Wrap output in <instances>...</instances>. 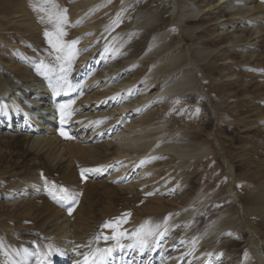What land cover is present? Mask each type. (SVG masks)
Listing matches in <instances>:
<instances>
[{"label":"rangeland","instance_id":"obj_1","mask_svg":"<svg viewBox=\"0 0 264 264\" xmlns=\"http://www.w3.org/2000/svg\"><path fill=\"white\" fill-rule=\"evenodd\" d=\"M59 1L55 0V3ZM97 1L100 3L92 7L93 15L88 20L94 28L98 29V36L96 35L95 38L100 46L98 55L91 57L104 56V62L107 64L105 63L100 69L107 75L113 73L111 78L114 79V77L117 78L116 72L129 69L130 75L132 74L131 79L135 81L131 83L133 85L131 90L133 91L134 88L135 92L139 83L140 89L144 85L141 82L146 80L149 84H153L149 91L145 92L149 95L165 81H173L174 77L176 79L178 76L189 74L194 79L193 86H178L174 91L158 95L148 101L151 102V110L157 109L160 114H153L152 118L144 119L138 127L125 125L126 127L122 128L127 131L125 134L130 133V136L124 138L134 139L132 142L127 141L129 145H126L130 146V150L134 153L136 163L132 166H137L139 162L137 167H140L139 164L145 158L150 167L145 166V168L150 171L149 174L156 176L149 185L154 188V191L149 194L158 196L161 191L160 194L171 199L175 197L171 188L179 187L186 190L182 200L185 206L179 208L174 203V207L168 206V210H161L155 214L151 226L158 232H164L166 238L170 237L168 239L183 242L180 257L192 255L191 253L198 254L196 251L200 248L201 251L204 249L205 256L209 251V253L217 252L218 255L210 254V260H213L214 264H229L231 260H235L237 264H243L248 261V257L251 264H256L257 254L252 244L258 245L264 256V249L261 246L264 245V241H261L264 239V214L259 211V207L264 203L252 205L246 200L251 193L260 188L264 189V185H260L264 183V127L260 122L258 123V120L262 121L264 116L257 114V117L254 114V109L259 107L264 109V59L261 63L246 53L247 61H244L232 47L214 52L219 44L208 39L220 28L219 25H215L217 22L221 24L224 19L240 17L236 15L240 4L232 7L230 3L223 1L220 8H215L211 15L208 14V9H202L205 0ZM77 3L78 0H64V7L62 6L61 10L67 9L66 14L73 16L75 12L83 11L82 8L75 7ZM34 6H44L43 0H12L10 5H4V8L0 10V98L7 96L11 102L20 103L21 107V104L31 102L29 105H32L27 108V113L31 118H39L41 108H48L51 104L49 100H52L50 96L52 94L49 90L53 84L52 72H58L53 69L50 74L47 73L44 68L45 60L54 62L52 66L58 64L62 66V62L53 55H48L47 52H52L53 47H50L49 38L45 36V32H53L54 28L49 30L43 24L42 21L45 22L48 17L45 12L36 10ZM206 11L208 15L203 20H210L205 22V26L209 25L208 30L203 34H197L195 27L201 24L200 18ZM252 13L253 11L246 12L242 17L246 16L245 19H249L247 16H251L252 18ZM180 14L185 15L179 18ZM30 16L37 22L38 27L42 28L44 25L43 29L39 28V31L32 33L25 29L26 23L22 22V19L30 20ZM41 17L44 19L42 20ZM262 20L252 21H259V24L264 25V22L261 23ZM255 24H253L254 29ZM185 26H188L184 32L187 35L178 28ZM74 27H76L75 24L69 21L64 28L66 35L62 38L69 40L65 45V52L67 46H71L73 41L78 42V34ZM79 44L81 43L75 46L76 55L72 60L71 68L67 69L69 67L64 62L65 71L70 72L67 82L71 84L79 81L81 73H84L83 78L85 76L86 61L82 62L79 59ZM23 46L26 52L20 53ZM261 48L263 49L264 46ZM38 49L44 53V58L40 56L41 52L38 53ZM197 50L200 53H197ZM56 53L55 50L52 52L56 56L61 55L60 52ZM177 53L186 58L175 64L167 63L159 66L163 59ZM24 56L35 60H33L34 66L31 65L32 67L27 71H12L10 68L1 67L4 60L14 62ZM187 57L192 59L190 63ZM17 65L21 69L27 67L25 63H22L24 68L20 66L21 64ZM138 91L141 92V90ZM40 97L42 100L39 101L42 103L34 106L36 99ZM3 110L1 108L0 112L4 113ZM258 112L264 115V110L260 109ZM162 122H164L163 129L154 130ZM125 124L128 123L125 122ZM130 127L132 132L128 133ZM57 130H63V128ZM67 130L69 131L70 127ZM63 131L68 132L66 129ZM78 134L77 132L71 135L68 132L67 135L71 138L57 134L51 141L52 137L38 139L33 136V139L25 137L0 139V201H4L7 195L15 196L18 190H23L21 187L24 185L28 187L26 186L23 192L28 194L31 183L38 181L48 193L47 200L54 203L53 206L57 208L63 207L71 219L78 218L85 234L87 236L92 234L94 240L92 241L97 247L102 249L114 247L116 244L114 240L97 239L98 236L113 235V228H103L102 225L105 222H115L119 231L131 236L139 229L140 222L146 219V216L142 215V209L148 206L154 207L158 201L153 196L138 190L124 189L111 180H104L105 177H94L90 171H84L105 165L108 160L107 155L115 154L119 145L113 144L111 145L113 147H107L104 144H98L95 148L82 149L83 145L80 144L82 147H79L78 144L80 142L74 143L77 139L75 136ZM16 135L13 134V136ZM25 135L31 137V133ZM47 135L54 134L48 132ZM35 136H37L36 133ZM168 137H175L181 143L187 144V148L200 146L204 151L201 150L196 155L199 163H192L194 159L190 155H178L173 150L163 147L160 142L164 143ZM42 139L45 140L42 141ZM103 139L100 138L98 141ZM105 140L108 139L105 138L104 142ZM76 143L78 147H75ZM139 155L141 161L137 159ZM82 171L84 176L81 175ZM178 172L180 177L176 176ZM183 176L187 178V181ZM166 184L170 185L166 187ZM64 189H67L71 195H80L81 199H63L62 190ZM25 194L17 200L25 198ZM234 194L236 196H233ZM83 198H85L84 207L81 205ZM70 203L73 205L67 208V204ZM50 208L53 207L50 205ZM183 209L190 214V218L185 217L186 213L182 212ZM231 210L240 211L238 223L242 220L244 223L247 221L249 231L248 233L247 228L238 230V240L235 235L231 236L232 244L235 243L237 247L235 246L232 250L230 243L227 245L228 228L221 231L220 239L215 240L213 237L201 242L208 226L221 221ZM128 213L131 215H126ZM242 213H245V218ZM40 222V217L20 216L17 205L11 207L0 204V241H9L7 243L11 244L15 241H12L10 236L15 235L19 237L18 240H21H16L15 245L24 244L25 248L31 246V250L34 249L35 254H39L47 247V239L41 234ZM127 236L121 239L122 244L128 241ZM135 239V237L129 239L127 244L135 243ZM147 242L149 247L153 246L157 242V235ZM217 243L219 245L216 249ZM114 251L115 255L122 253L119 249ZM201 251L199 250V255H204ZM231 253L234 258L236 257L235 259Z\"/></svg>","mask_w":264,"mask_h":264},{"label":"bare ground","instance_id":"obj_2","mask_svg":"<svg viewBox=\"0 0 264 264\" xmlns=\"http://www.w3.org/2000/svg\"><path fill=\"white\" fill-rule=\"evenodd\" d=\"M11 1L12 0H0V10L4 8V5H8V4L10 5ZM96 1L97 0H86V1L78 0V3L76 4L75 7L80 9L82 8L83 11L80 10L78 12H75L73 16L72 15L69 16V13L67 15L68 22L71 21L72 24H75L76 26L74 28H75V32L78 34V38H77L78 42L75 46H77L78 43H81L78 46V52L80 56L79 59H81L82 62L86 61L84 78H83L84 73H81L82 76L80 75V79L76 84H71L68 82L66 83L70 73L69 71L67 72L65 71L66 65L63 63L62 66H59V64L52 66L53 65L52 63L54 62H50V60H45V64H44L45 67L43 65L42 66L45 68V71L47 73L50 74V72L53 71V69L58 70V72H52L53 84H52V88L49 90V92L52 94L50 95L52 97V100H49L51 101L50 106L48 108H41L42 112L39 118H35V117L31 118V116L27 113V108L32 105V104L29 105L31 102L21 104L22 105L21 107L19 105L20 103H18L17 101L11 102L10 99L7 98V96L3 95L4 97L0 98V109L1 108L4 109L3 110L4 113L0 112V139L7 140L8 138L13 139L14 137H25L29 139H33V137H36L39 139L40 137H44V138L52 137L50 139L51 141L53 140V137L57 136V134L58 135L61 134L59 132L61 130H57V129L62 128L63 125H66L70 127V130L68 131L66 129V131L71 133V135L76 134L77 132L79 133L78 136H75L77 137V139L76 141H74V143L80 142L78 144L79 147H82L81 145H83L84 148L82 147V149L95 148L96 145L98 144H104V146L107 147L113 144L119 145L115 154L107 155L108 157H106V159L108 158V160L105 163V165L98 167L103 170L99 172L90 171V174L94 177L95 176L105 177L104 180H111L114 182L115 185L116 184L121 185L120 187H123L124 189L130 191L138 190L144 194L155 197V200L158 201V204L154 207L148 206L142 209V215L143 216L145 215L146 219L142 220L139 225V228L141 227V225H145L146 229L155 230L151 226L155 218V214L159 213L161 210L162 211L168 210L169 209L168 206L174 207L175 204H177L179 208L185 206L182 200H183V196H185L186 194V190L184 188H179V187L171 188V191L175 196L174 198L171 199H167L166 197L163 196V194H160L161 191L159 192L158 196H154V194L153 195L149 194V193H153L154 191V188L149 185L153 182L154 179H156L155 178L156 176L149 174L150 171L147 170V168L150 167H148L149 163L147 160H145V158H143L142 163L140 162L141 163L139 164L140 167H137L139 162H137V166H132L133 164L136 163L133 156L134 153L133 151L130 150L129 148L130 146H126V145H129L127 141L132 142L134 139L132 137H129L127 139L124 138L126 136L127 137L130 136L129 132H132L130 131L131 127L128 130L129 134H125V132L127 131L122 128L126 126H134L135 128V126L138 127L139 125H141L144 119L152 118L153 114H157L159 113V111L157 109L151 110L150 107L151 102H148L150 99L158 95L164 94L166 92L174 91V89L178 86H183V85L193 86L194 79L193 76L189 74H185L181 77L178 76L176 77V79L174 77V80L171 79L173 81H165L162 85H160L157 88L155 92L149 95L146 94L145 92L149 91L150 87L153 84L152 85L149 84V82H147L146 80H143L141 82V84L144 85L140 89H139V84H140L139 83L137 84V89L135 92H134V88L133 91L131 90L133 87L131 83L135 81L131 79L132 74L130 75L131 71L129 69H122V71L116 72L118 73L117 78L114 77V79L111 78L114 75L113 73L107 75L105 71L100 69L101 66L105 65V63L107 64V62H104L105 60L104 56H99L96 58L94 57L97 56L99 53L98 49L100 45L97 39L95 38L98 29L94 28L91 25L90 20H88V18L91 15H93L92 7L100 3V1L99 2ZM223 1L224 2L227 1L228 2L227 4L230 3L232 7H234L236 4L238 5L240 4V6H238L239 11L236 12V15H240V17H232V18L230 17L229 19L227 18L221 21V24H219L218 22H217L218 24L217 23L215 24V25H219L220 28L218 27H217L218 29L215 28L217 29V31L210 35L211 38L208 37V39H211L219 44L218 48H216L214 52L216 50L219 51L225 49L226 47H232L239 53L240 57L243 58L242 60L247 61V59H245V54L249 53V55H251V58L253 57L254 60L262 63L264 59V48L262 49L261 46L262 47L264 46V25L259 24L260 23L259 21L254 22L252 20L263 19L261 23L264 22V0H243V1L242 0H205L202 9L203 10L208 9V14L212 15L214 13V9L215 8L219 9ZM56 4L61 9L62 6L64 7V0H60ZM245 5H248V7H244ZM250 11H253L252 18L251 16L249 17L247 16V18L249 19H245L246 16L242 17V15H245L246 12H250ZM208 14L207 11L202 14L199 21V23L201 24H198L195 27L197 28V32H196L197 34H203L208 30L209 25L205 26V22H209L210 20L207 21L203 20L205 16ZM215 14L217 15V13ZM184 15L185 14H180L179 18L184 17ZM214 19H216V17H214ZM22 22L26 23L25 29H27L31 33L39 31V28L43 29L44 25H46L48 29L54 28L53 24H51L48 21V19L45 22L42 21L44 24L42 28L37 26V22L34 21L32 17L30 18V20L29 18L26 20H24L23 18ZM254 23H256L255 29L253 27ZM178 28H180V30H182L184 33L186 31V28H188V26L183 27L184 29L182 27H178ZM257 29L259 30L257 31ZM85 32L87 34H85ZM256 33H260V35H256ZM184 34L187 35L186 33ZM183 37H184L183 39L186 41V37L184 35ZM67 41L69 40L66 38L62 42L64 46L67 44ZM93 43L95 44L93 45ZM49 45L50 47H53L52 44L49 43ZM23 48L20 49L21 50L19 51L20 53L26 52L25 46H23ZM41 50L43 49L41 48ZM41 50H39L38 53H40ZM54 50L55 52H57L56 49L53 48V51ZM52 52L50 51L47 53L48 55H53L56 58V55L52 54ZM60 53L61 55L63 54V52ZM197 53L200 52L198 51ZM178 54L179 53H177L176 55L171 54V56L166 57L161 62L159 61L160 62L159 66L164 64L166 65L167 63L175 64L178 61L182 60L183 58H186L183 57V55L181 56L180 54L179 55ZM92 55L94 56L91 57ZM31 56L34 57L33 55ZM40 56L44 58V53L41 52ZM187 59L189 63L190 61H192L190 57H187ZM33 60H34L33 58H30L28 56L18 58L14 62L4 60L1 63L2 64L1 67L3 66V68H10L12 71H17V70L27 71L32 67L31 65L34 66ZM72 62L73 61H71V63ZM22 63L26 64L27 67H25V69H21L17 65V64H21L20 66L24 68L23 66L24 64L22 65ZM191 64L193 63L191 62ZM169 69H171V67ZM117 80L118 82H116ZM138 90H141V92H139ZM202 92L205 93L204 91ZM37 96L39 97V94H37ZM46 96L49 97V95ZM64 96H70V98L67 100H62L61 98H63ZM58 98H60V101H57ZM39 100H42V97L36 99L34 106H39L40 103H42V101ZM60 105L66 106L64 109L63 122L61 119ZM260 109L264 110L261 107L256 108V110L254 109L255 111L254 114L257 117L258 115L264 116L258 112ZM262 119H263L262 121L261 119H259L258 123L260 122V124H262V126L264 127V117ZM125 122H127L129 125L125 124ZM163 127H164V122L159 123V125L155 127L156 129L154 130H160L163 129ZM144 128L143 130H145ZM261 129L258 130L261 131ZM48 132L54 135L53 136L47 135ZM29 133H31V137L25 135ZM35 133L37 136H35ZM13 134H17V135L13 136ZM100 138H104V139L106 138L108 140H105V142L104 139L98 141V139L100 140ZM44 140L45 139H42V141ZM77 143H76L77 146L74 144L75 147H78ZM160 144L163 145V147H166L168 150H173L178 155H182V156L190 155L194 159L192 160V163L194 164L199 163L198 162L199 160L197 161L196 155H198L202 150L200 146H197L196 148H190V147L187 148L186 147L187 144L181 143L175 137H170V138L168 137L166 140H164V143L161 141ZM137 159H140V155L139 158ZM139 161H141V159ZM145 166L147 168H145ZM180 172L183 173V171ZM180 172L176 174L177 177H180L179 175ZM170 179H172V177ZM185 179H186L185 181H187V178ZM31 184L32 186L31 188H29L31 190L29 191L28 194H25L23 192L24 188L28 187V185H26L27 187L24 185L23 187H21L23 190L17 191L16 193L17 195L16 194L15 196L5 195L6 197L4 198V201H0V204H2L3 206H11V207L17 205L20 216L22 215L28 217L32 215V216L40 217L41 219V222L39 223L40 230L43 237L47 239V244H46L47 247L46 248L43 247L45 248L43 252H40L38 250L40 253L35 254L34 249L31 250L32 249L31 246L25 248L24 244L15 245L16 240L17 241H21V240H18L19 237H16L15 235L13 236L11 235L10 237L12 241L13 240L15 241L12 242L14 244L7 243L9 241H4V240L0 241V264H40L41 260H43L44 264H83L86 255L90 256V254L96 253L97 249H102L101 247L99 248V246L97 247V245L93 242L94 240L92 238V234L89 236L85 234L84 228L80 224L78 218L71 219L67 215L63 207L57 208L55 207V205L53 206L54 203L52 204L51 202H49L50 200H47L48 193L46 192L45 188L39 184L38 181L37 182L35 181L34 183ZM168 185L170 184H166V187ZM260 185H264V183ZM260 189L250 194V196L246 200L248 204L254 205L255 203H264V189L261 190ZM24 194L26 195L25 198L22 197L23 199L17 200V198H20ZM233 196L236 195L234 194ZM75 197L77 200L81 199L80 195H75ZM50 205L53 208H50ZM81 205L83 207L85 206V198H83ZM259 211H261V213L264 214V205L259 207ZM182 212H185V210L183 209ZM239 212L240 211L231 210L228 213V215L225 218H223L221 221L217 223L215 222V224H213L212 226L210 224L206 229L204 238L201 240V242L208 241L213 237H215V240H217L218 238L220 239L221 231L228 228L229 232L227 233L225 231L227 233L226 235L228 236L227 239L229 241L227 245H229L230 243L232 250H234L236 244L234 242H233L234 244H232L230 240L231 236L235 235L236 236L235 238L238 240L239 237L238 230L242 228H247L246 230L248 231L247 221H245L244 223V221L242 220L240 222L241 224L238 223ZM185 213H186L185 217L187 219L190 218V214H188L187 212ZM242 216L243 218H245V213L244 214L242 213ZM153 237L154 236H149L148 238L151 239ZM168 238H166L165 235H163V237L157 235V242L153 246L151 245L150 247L147 245L148 248L145 247L143 251H141L139 247L138 248L136 247L137 249L135 250L132 248H125L122 251V253L118 255L112 253V256L105 261V264H211L213 260L212 261L210 260L211 258L210 254L211 253L212 255L214 253L217 254V252L209 253L210 252L209 251L208 252L209 255L206 253L207 256H205V253L203 252L204 249H202L203 251H201V249L199 248L196 251L198 252V254L196 253L194 255V253H191L192 255H188L186 257H182V256L180 257L179 256L180 249L181 247H183L181 246L183 242L180 241L181 243H179L174 239L171 240L172 238L171 239ZM150 239H148L147 241H149ZM248 240L249 238L246 239V242H248ZM261 241H264V239H261ZM127 242H125V244H127ZM258 242L260 244L262 243L260 241H257V243ZM132 243L134 244V242ZM36 245L34 246L36 247ZM218 245L219 244L217 243L216 249L218 248ZM256 246L258 245L252 244V248L255 250L254 252H256L257 254L256 264H264L263 253L260 251L259 246L258 248ZM261 246L264 249V245ZM199 250L203 252L204 255L201 254L199 255L200 253ZM231 255L233 256V259L236 258V257L234 258V255L232 253ZM247 260L248 261H246L243 264H251L249 257L247 258ZM237 263L238 262H236L235 260H231L229 262V264H237Z\"/></svg>","mask_w":264,"mask_h":264},{"label":"snow or ice","instance_id":"obj_3","mask_svg":"<svg viewBox=\"0 0 264 264\" xmlns=\"http://www.w3.org/2000/svg\"><path fill=\"white\" fill-rule=\"evenodd\" d=\"M43 5L44 6H34L36 8V10L41 11V12H45L47 17H48V21L53 24L54 26V31L53 32H45V36H47L49 38L48 42L50 44H52L53 48L56 49L57 52H63L62 55H57L56 59L58 61L62 62V65L64 62L67 63L68 67H71V61L75 58L76 52H75V44L77 43L76 41L72 42L71 46H67V51H64L65 46L62 43L61 38L66 35V32L64 31L65 25L68 23V19H67V9H63L61 10L59 8V6L55 3V0H43ZM50 6V7H47ZM41 19L43 20L44 17H41ZM45 74V73H42ZM67 82V81H66ZM65 105H60V109H61V119L63 122V116H64V109H65ZM61 135L65 136L66 138H71L68 137L67 133L64 132L63 130H61ZM103 169L97 168L94 170H84V171H102ZM84 171L81 172V175L84 176ZM63 191V199L66 200H75L76 197L74 195H71L68 193L67 189L62 190ZM55 198V197H54ZM69 214H71V209H69ZM128 216H130L131 214L128 213L126 214ZM119 219V218H117ZM103 228H113L114 232L112 236H98L97 239H104L105 241L107 240H114L116 241V244L114 247H109V248H105V249H97L96 253H92L89 255L85 256V259L83 261V264H105V261L112 256V253L115 249H119L121 251H123L125 248H134V247H139L141 249V251H143L145 249V247H147V238L149 236H154V235H158L160 237H163L164 232H158L156 230L153 229H146L145 225H141V227L139 229H137L135 232H133L131 234V236H127V234L125 232H121L118 230L117 224L115 222H105L102 225ZM159 228V226H157V229ZM165 231H167L165 229ZM127 236V238L132 239L133 237H135V243L134 244H128V245H124L122 244L120 241L122 238H125ZM40 264H44L43 260H41Z\"/></svg>","mask_w":264,"mask_h":264}]
</instances>
